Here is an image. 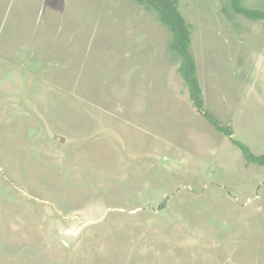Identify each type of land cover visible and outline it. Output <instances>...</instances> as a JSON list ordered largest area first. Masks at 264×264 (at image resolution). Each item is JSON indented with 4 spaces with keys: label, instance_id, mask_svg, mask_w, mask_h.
I'll list each match as a JSON object with an SVG mask.
<instances>
[{
    "label": "rangeland",
    "instance_id": "rangeland-1",
    "mask_svg": "<svg viewBox=\"0 0 264 264\" xmlns=\"http://www.w3.org/2000/svg\"><path fill=\"white\" fill-rule=\"evenodd\" d=\"M179 11L204 110L264 156V21ZM170 42L133 0H0V264H264V167Z\"/></svg>",
    "mask_w": 264,
    "mask_h": 264
},
{
    "label": "trees",
    "instance_id": "trees-1",
    "mask_svg": "<svg viewBox=\"0 0 264 264\" xmlns=\"http://www.w3.org/2000/svg\"><path fill=\"white\" fill-rule=\"evenodd\" d=\"M148 13H154L161 25L170 32L171 42L169 51L174 54L179 65L177 74L182 81L192 107L199 113H203L204 119L214 130L225 135L229 139L232 137L229 128L219 125L218 121L209 112L204 110L201 99V88L196 76V65L190 53L191 36L190 26L179 11V0H133ZM228 8L237 15L243 16L250 21H264V11L247 9L241 5L240 0H226ZM232 140V139H231ZM233 145L238 147L246 162L254 163L264 167V156H254L249 150L232 140Z\"/></svg>",
    "mask_w": 264,
    "mask_h": 264
}]
</instances>
